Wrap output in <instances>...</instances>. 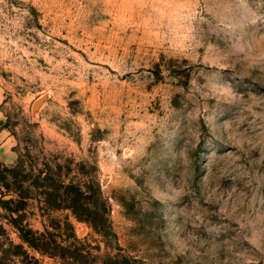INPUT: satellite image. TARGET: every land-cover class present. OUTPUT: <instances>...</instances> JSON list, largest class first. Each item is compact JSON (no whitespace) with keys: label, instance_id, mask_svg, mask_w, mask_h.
<instances>
[{"label":"rangeland","instance_id":"1","mask_svg":"<svg viewBox=\"0 0 264 264\" xmlns=\"http://www.w3.org/2000/svg\"><path fill=\"white\" fill-rule=\"evenodd\" d=\"M0 88V264H264V0H0Z\"/></svg>","mask_w":264,"mask_h":264},{"label":"trees","instance_id":"2","mask_svg":"<svg viewBox=\"0 0 264 264\" xmlns=\"http://www.w3.org/2000/svg\"><path fill=\"white\" fill-rule=\"evenodd\" d=\"M70 189L67 191V196L66 199L69 200L68 204L66 205L67 207H70L72 212L75 213V215H77L79 218L84 219L86 221H88L95 230L97 231H101L104 228H107L109 226V220L107 217V204L106 201L101 197L100 194V189L99 187L96 189V194L94 196V198L92 199V201L90 200V206L86 205V203H88V199L89 196L86 195L85 190L81 189L80 186H78V184H69ZM74 190V194L73 191ZM47 194V198L45 199V202L48 203V199H50V197L54 196L53 193H48ZM81 194V196H83L82 198L79 197V195ZM55 197V196H54ZM13 198H8V199H0V205L3 207H6L5 204H7L8 202H12ZM8 207V206H7ZM2 229L1 225H0V230ZM29 232H31L32 238H28L26 236V234H23L22 237L24 238V240H26L29 245L38 248V241L43 240L46 237V230L43 232H36V231H32L29 229ZM104 233V231H103ZM106 264H121L118 261H114L111 263H106Z\"/></svg>","mask_w":264,"mask_h":264},{"label":"crops","instance_id":"3","mask_svg":"<svg viewBox=\"0 0 264 264\" xmlns=\"http://www.w3.org/2000/svg\"><path fill=\"white\" fill-rule=\"evenodd\" d=\"M3 101V91L0 88V105L1 102ZM2 117V112L0 110V120ZM7 140H6V135L0 131V159L5 161V162H10L15 158V152L11 150V148L6 145Z\"/></svg>","mask_w":264,"mask_h":264}]
</instances>
